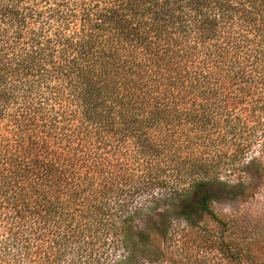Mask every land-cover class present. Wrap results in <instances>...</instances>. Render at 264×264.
I'll use <instances>...</instances> for the list:
<instances>
[{
    "label": "trees",
    "instance_id": "1",
    "mask_svg": "<svg viewBox=\"0 0 264 264\" xmlns=\"http://www.w3.org/2000/svg\"><path fill=\"white\" fill-rule=\"evenodd\" d=\"M244 177L264 179V0H0V264L74 244L93 262L258 264L232 222L139 229L131 209L159 189L219 221L214 203L260 188Z\"/></svg>",
    "mask_w": 264,
    "mask_h": 264
},
{
    "label": "rangeland",
    "instance_id": "2",
    "mask_svg": "<svg viewBox=\"0 0 264 264\" xmlns=\"http://www.w3.org/2000/svg\"><path fill=\"white\" fill-rule=\"evenodd\" d=\"M255 156H259V146L256 145L253 147ZM215 155V153H213ZM254 155L250 154L246 158L242 165L245 162L252 160ZM214 160L215 170L223 176L224 180H228L232 183H237L241 177L239 171H234L233 174H228L230 169L229 163L225 159H220L217 157ZM247 182H255L260 188L258 189L254 197L246 199L245 197L239 195H231L230 197H223L219 202L214 203V212L215 216L219 218V221H216L212 216L196 214L193 221H187L184 219L183 215L176 211L174 204L171 201H165L163 196L168 192H164L159 189H153L149 192H143L134 196L131 201V209L135 210L137 208H142L143 212L140 219H137L134 222V225L139 229L144 228L145 222H172V228L182 229L185 225L184 222H232L234 224L233 233L240 237L242 241L251 242L255 247L259 255L258 264H264V179L261 178H247ZM170 193V192H168ZM160 199V201L153 203L154 200ZM160 214V216H158ZM114 224L118 225L121 222H109L112 226ZM180 224V225H179ZM2 232V231H1ZM114 232V231H112ZM183 232H180L177 235L176 244L175 240H166L163 238L159 242L163 248L178 247L176 245H181L184 241L181 236ZM3 237H0V239ZM79 244H74L70 246L66 253L63 255L61 260L56 264H90L93 260L90 257H86L84 252L78 249ZM189 254L192 252L190 250ZM84 253V254H83ZM192 256H187L186 254L181 255L179 264H211L212 258L207 251L202 253L193 252ZM127 256V251L123 248H120L116 251L111 249L105 250L97 259L96 262L91 264H118L122 261H125ZM184 261L182 258H185ZM12 259L15 261L12 264H43L41 259L38 258H29L28 255L20 254L17 251H13L11 254ZM35 260V261H34ZM144 261V259H143ZM141 264H150L142 262Z\"/></svg>",
    "mask_w": 264,
    "mask_h": 264
}]
</instances>
